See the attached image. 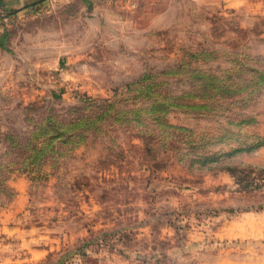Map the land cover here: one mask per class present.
Here are the masks:
<instances>
[{
    "label": "rangeland",
    "instance_id": "obj_1",
    "mask_svg": "<svg viewBox=\"0 0 264 264\" xmlns=\"http://www.w3.org/2000/svg\"><path fill=\"white\" fill-rule=\"evenodd\" d=\"M0 17V264H264V0Z\"/></svg>",
    "mask_w": 264,
    "mask_h": 264
},
{
    "label": "crops",
    "instance_id": "obj_2",
    "mask_svg": "<svg viewBox=\"0 0 264 264\" xmlns=\"http://www.w3.org/2000/svg\"><path fill=\"white\" fill-rule=\"evenodd\" d=\"M53 0H0V8L6 13H11L17 10H25L27 7L31 5L40 6L43 3ZM56 1V0H54ZM0 10V11H1ZM1 23V17H0Z\"/></svg>",
    "mask_w": 264,
    "mask_h": 264
},
{
    "label": "trees",
    "instance_id": "obj_3",
    "mask_svg": "<svg viewBox=\"0 0 264 264\" xmlns=\"http://www.w3.org/2000/svg\"><path fill=\"white\" fill-rule=\"evenodd\" d=\"M51 121H52L53 123H55V122H54V119L51 118V120H50V124H51L52 126H55V127H56V125H58V123H56V124H52ZM58 126H59V125H58ZM41 137L44 138V140H43L42 142H40L39 145L34 146L33 149H32V151L34 152V154L37 155V159H38L39 157L43 156V155L46 153V151L48 150V149H47V147H49V145H47L48 140H52V143H53L55 140H61L62 137H63V134H60V133H59V134H50L49 132H44V133L41 134V135H36V136H35L36 139H41ZM52 143H51V144H52ZM39 146H42V147H39ZM34 154H33V155H34ZM227 170L230 171L233 175H236V174H235V170H234V168H232V167H231V168H227Z\"/></svg>",
    "mask_w": 264,
    "mask_h": 264
},
{
    "label": "built area",
    "instance_id": "obj_4",
    "mask_svg": "<svg viewBox=\"0 0 264 264\" xmlns=\"http://www.w3.org/2000/svg\"><path fill=\"white\" fill-rule=\"evenodd\" d=\"M5 16V14L3 15V17Z\"/></svg>",
    "mask_w": 264,
    "mask_h": 264
}]
</instances>
